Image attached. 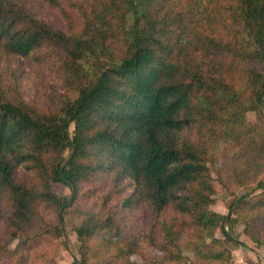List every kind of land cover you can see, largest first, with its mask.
Instances as JSON below:
<instances>
[{
	"label": "trees",
	"instance_id": "1",
	"mask_svg": "<svg viewBox=\"0 0 264 264\" xmlns=\"http://www.w3.org/2000/svg\"><path fill=\"white\" fill-rule=\"evenodd\" d=\"M198 3L203 11L183 25L174 0H95L74 34L26 4L0 0V62L54 59L64 78L61 95L28 99L21 69L13 67L7 79L0 71V226L8 242L0 245V264H11L14 241L17 251L37 248L45 256L47 238L59 237L72 210L83 250L74 264H91L104 251L96 264L178 263L183 236L201 238L219 225L224 238L194 250L198 264H221L233 242L225 223L241 208L253 211L247 233L264 229V177L250 178L259 172L250 158L264 141H255L246 120L264 108V0ZM228 16L254 48L242 54L244 64L255 58L258 65L246 66L240 86L238 67L223 58L232 50L238 56L237 44L215 28ZM69 90L78 93L74 100ZM219 156L230 167L213 166L217 180L241 177L246 188L221 221L211 210L209 166ZM13 264L30 261L23 252Z\"/></svg>",
	"mask_w": 264,
	"mask_h": 264
},
{
	"label": "rangeland",
	"instance_id": "2",
	"mask_svg": "<svg viewBox=\"0 0 264 264\" xmlns=\"http://www.w3.org/2000/svg\"><path fill=\"white\" fill-rule=\"evenodd\" d=\"M17 4H26L34 9L35 13L39 15L41 18L45 19L49 24L56 26L57 30L62 29V31H66L68 33H79L85 23L84 15L92 16L91 12L94 10L95 0H12ZM176 6H173V13L178 14L182 13L183 16H179L184 23H189L193 14L197 13L199 10L203 11V5L200 6L198 0H174ZM220 8L219 6L213 7L211 12L214 14ZM187 13H190L187 15ZM132 14H128L126 18V27L129 29L133 25ZM200 15H198L196 20H200ZM189 20V21H188ZM216 32L223 36L228 42L232 43L233 41L237 44L233 49L238 54V56H234L233 50L228 54L225 53L223 57L226 60V67L237 66L238 71L233 74L234 80L238 81L240 76L242 77V83L239 81V86L244 85L246 76V66L248 67H258L255 58H252L251 61H246L244 64L242 60V54L246 52L247 54L253 51L252 45L248 43L247 33L244 31L242 26H237L232 18L228 16V18L224 20H219L215 22ZM0 71L2 74L9 76L10 70L21 69L20 72H23V82H22V93L26 98H43L48 99V97L59 96L64 91V78L63 75L58 69V67L54 64V59H47L45 62L41 64H35L31 59H24L23 64L18 63V60L10 59L8 56H4L1 60ZM8 69V67H10ZM34 70V71H33ZM239 72V74H238ZM236 82V84H238ZM242 89H245L243 86ZM54 94V95H53ZM68 97L74 100L78 93L69 90L66 91ZM53 95V96H52ZM57 102V99L54 102ZM247 106H252L250 101L246 102ZM256 111L250 110L246 115V120L248 125H251L253 128V135L258 137L255 141L258 140L261 142L264 141V108ZM264 144V143H263ZM224 147L222 143L219 144V148ZM232 163V162H231ZM230 163V165H231ZM233 160V164H234ZM226 160L218 157L217 162H213L210 164L212 176L214 177V182L216 186V194L214 195V203L211 205L212 212L216 213V219L220 220L228 215V209L232 204V201L235 197L241 196L246 192V188L240 187L241 182L245 183V180H242L241 177L239 179H231V175L228 176L230 178L223 179V181H218L217 176L215 175V171L213 166L221 167L224 166L230 167L227 165ZM251 166L257 168L259 172L255 175L253 174L250 178L254 181L257 179H261L264 177V148L260 149L257 154H253L250 158ZM245 167H248V163L242 164ZM226 169V167H225ZM229 169V168H227ZM247 181H251L246 179ZM57 193L62 196H66L70 198L71 193L69 189L65 186H57ZM261 190L256 193V195L260 194ZM252 209L250 206H246V208H241V213L238 215H234L232 220L225 223L226 230L229 232V235L233 238V242L226 244V249H229V254L226 257V261L221 264H264V229H259L258 231H254L255 234L247 233V230L251 228V214ZM73 213L75 210L70 211L64 219L63 227L60 231V235L57 238H53V236L48 237L46 240V244L48 246V252L42 258L39 257L38 254L35 253L37 248H34L29 253L24 250H16L17 241L9 242L8 244V255H10L9 262L7 263H15L23 252L26 254L28 261L30 264H74L75 258L81 260L82 258V245L80 240L78 239L77 234L75 233L74 226L76 222H79V217L73 218ZM250 222V226H249ZM220 225L216 227L213 231H207L202 234L201 238L196 236H190L189 241L186 236H183V260L178 263H168V264H198V259L195 254V247L200 242L202 244L213 245L212 242L216 239H223L224 234L219 229ZM2 227L0 226V245L5 246L8 242H3L1 239ZM260 232V233H258ZM216 238V239H215ZM235 241L241 242L237 244ZM219 248V247H218ZM49 253V254H48ZM112 254V251L109 252ZM101 255H106L105 251L100 252L95 259L91 262V264H96L98 258ZM107 256V255H106ZM94 256L91 257V260ZM136 262L144 263L142 258L138 256L133 257Z\"/></svg>",
	"mask_w": 264,
	"mask_h": 264
}]
</instances>
